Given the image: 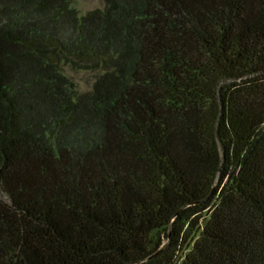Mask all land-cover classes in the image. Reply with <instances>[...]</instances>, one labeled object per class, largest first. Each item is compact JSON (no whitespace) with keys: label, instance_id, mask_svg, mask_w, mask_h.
Listing matches in <instances>:
<instances>
[{"label":"trees","instance_id":"obj_1","mask_svg":"<svg viewBox=\"0 0 264 264\" xmlns=\"http://www.w3.org/2000/svg\"><path fill=\"white\" fill-rule=\"evenodd\" d=\"M77 1L0 0V264H264V0Z\"/></svg>","mask_w":264,"mask_h":264},{"label":"rangeland","instance_id":"obj_2","mask_svg":"<svg viewBox=\"0 0 264 264\" xmlns=\"http://www.w3.org/2000/svg\"><path fill=\"white\" fill-rule=\"evenodd\" d=\"M103 5V0H79L74 3V8L80 14H84L94 9H102ZM65 73L77 85L80 91L88 90L92 79L90 74L77 72L69 68H66Z\"/></svg>","mask_w":264,"mask_h":264}]
</instances>
